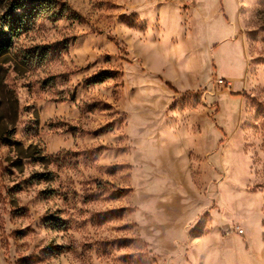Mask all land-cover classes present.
Returning <instances> with one entry per match:
<instances>
[{"label": "rangeland", "instance_id": "rangeland-1", "mask_svg": "<svg viewBox=\"0 0 264 264\" xmlns=\"http://www.w3.org/2000/svg\"><path fill=\"white\" fill-rule=\"evenodd\" d=\"M54 1L0 38V264H264V0Z\"/></svg>", "mask_w": 264, "mask_h": 264}, {"label": "trees", "instance_id": "trees-1", "mask_svg": "<svg viewBox=\"0 0 264 264\" xmlns=\"http://www.w3.org/2000/svg\"><path fill=\"white\" fill-rule=\"evenodd\" d=\"M28 4L26 0L8 1L6 11L0 18V38L8 37L10 41L19 38L33 28L35 22L40 18L59 21L63 19L75 20V17L66 15L65 7H59L54 0H30ZM4 0H0L2 6ZM8 47L5 44L0 45V55ZM110 77L104 73L100 79H95L94 84L102 83Z\"/></svg>", "mask_w": 264, "mask_h": 264}]
</instances>
